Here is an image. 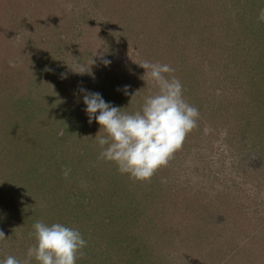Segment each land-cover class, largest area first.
Here are the masks:
<instances>
[{"label":"rangeland","instance_id":"1","mask_svg":"<svg viewBox=\"0 0 264 264\" xmlns=\"http://www.w3.org/2000/svg\"><path fill=\"white\" fill-rule=\"evenodd\" d=\"M255 7L264 0H0V134L32 153L26 171L59 162L45 140L30 143L43 129L52 135L53 112L88 123L80 88L139 110L155 91L145 60L170 65L199 110L197 127L145 182L121 174L113 189L69 185L72 212L52 214L75 216L65 225L87 241L82 264H264V66L252 63L264 44L243 41ZM55 126L60 136L70 122Z\"/></svg>","mask_w":264,"mask_h":264},{"label":"clouds","instance_id":"2","mask_svg":"<svg viewBox=\"0 0 264 264\" xmlns=\"http://www.w3.org/2000/svg\"><path fill=\"white\" fill-rule=\"evenodd\" d=\"M258 20L264 21V9L260 10ZM101 59L105 66L111 64L107 58ZM91 61L93 64L92 57ZM77 65L83 67L79 61ZM10 66L14 65L10 62ZM139 66L144 69L142 77L151 82L155 91L144 96L137 111H122L123 107L106 101L99 92L86 88L79 91L88 122L95 121L99 125L100 135L93 138L99 148L98 158L115 164L120 174L147 180L157 169L167 165L182 147L187 134L197 127L199 110L185 100L182 83L169 75L174 72L170 65L145 60ZM128 87L124 85L118 90L128 95ZM64 175L68 176V170ZM29 237L34 243L27 248L23 260L8 255L0 258V264H33V261L36 264H77L87 246L77 228L60 222L47 224L37 220ZM0 238H5L2 231Z\"/></svg>","mask_w":264,"mask_h":264},{"label":"trees","instance_id":"3","mask_svg":"<svg viewBox=\"0 0 264 264\" xmlns=\"http://www.w3.org/2000/svg\"><path fill=\"white\" fill-rule=\"evenodd\" d=\"M259 10L260 9L255 7L253 17L251 18V16H249L250 18L247 17L248 19H246L247 22H243L245 26H248L247 34L243 35V41L248 42L249 46L253 49L262 50L261 47L264 44V22H257ZM260 26H262L263 29H260ZM146 31L145 29L144 34L148 33V31ZM254 57L256 58L252 60V63L254 62L256 66H264V63L261 62V60L264 59V53L261 52ZM232 62L230 64H232ZM246 63L242 61L241 67L243 65L247 67ZM110 101L112 104L122 107V100L120 97ZM55 115H57L58 119H54V123L51 121L52 125L49 127V129L52 130V135L50 136V134L43 129L36 133L38 138L36 139L35 137V139H31L30 143L37 142L38 140H45L48 143V145H46L43 142L45 146L44 152L47 156L55 157L53 152H56L57 159L55 160L59 161H56V167L49 166L41 172H36L33 169L26 171L29 165V154L32 153L26 151L27 146L19 143V140L14 137L11 136L10 139L5 138L9 133L0 134V142L3 144L0 152V231L4 233L5 238L10 236V241H7L6 247L2 242L4 238H0V258L12 255L18 259H24L27 248L34 243V240L29 237V233L32 231V225L37 220L47 224L55 222L65 224V222L75 217L72 215L68 220H65L66 216L60 218V214H58V219L57 216L52 214L54 209L59 210L61 207L68 212H72L70 211L71 202H68L71 197L68 194V187L70 184L73 183L76 186L79 184L80 186V184L86 181L91 183V189L106 180L111 183L110 189H113L111 187L114 186L111 182L112 179L121 175L118 171H115L114 168V170L110 169V163H101L103 160L98 158L99 148L96 141L94 139L89 140L86 136L90 130H93V126L97 124L95 121H93L92 124L89 122L85 124L84 122V125L81 126L80 124H72L73 120H70L69 117H66L60 112H53L52 116L54 117ZM15 116V118H17V116H19L18 113ZM18 120L21 122L24 118L22 119L21 116ZM86 120L88 121V118H86ZM59 122H61V124L65 122L68 126L70 122V126L64 130L60 136H57L59 128L58 126L57 129L54 127H56L55 125H59ZM66 134H71V139L77 136V139L68 142V136ZM91 137L94 138V136ZM65 142L67 144H65ZM51 149L52 151H50ZM58 151H60L59 154H57ZM5 159H8V162L5 161ZM85 163L88 164L86 165ZM18 164L20 167L16 169ZM82 167L85 168L83 169ZM66 170H68L67 177L64 175ZM89 176L91 178H89ZM142 181L145 182L146 180ZM133 185L131 187L132 189L134 188ZM130 186L128 188H130ZM76 188L78 189V187ZM4 192L8 194H3ZM147 193L150 194L151 192L144 190L140 197L147 196ZM63 213L66 214V212ZM2 246L4 249H2ZM9 248H12L13 251L8 252ZM82 263L83 258H78L77 264ZM33 264H36V262L33 261Z\"/></svg>","mask_w":264,"mask_h":264}]
</instances>
